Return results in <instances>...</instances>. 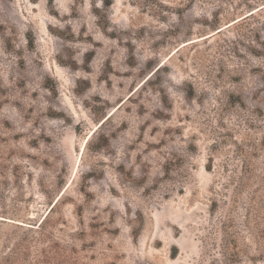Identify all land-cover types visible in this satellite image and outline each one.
<instances>
[{
	"label": "rangeland",
	"instance_id": "obj_1",
	"mask_svg": "<svg viewBox=\"0 0 264 264\" xmlns=\"http://www.w3.org/2000/svg\"><path fill=\"white\" fill-rule=\"evenodd\" d=\"M263 52L264 0H0V264H264Z\"/></svg>",
	"mask_w": 264,
	"mask_h": 264
},
{
	"label": "trees",
	"instance_id": "obj_2",
	"mask_svg": "<svg viewBox=\"0 0 264 264\" xmlns=\"http://www.w3.org/2000/svg\"><path fill=\"white\" fill-rule=\"evenodd\" d=\"M50 1H53V0H50ZM102 3H103V6H104L105 8H109V7L112 5V0H102ZM253 13H254V12H253ZM253 13L244 16L242 19L236 21L235 23L241 22L239 25L244 24V22H247V19H248L251 15H253ZM97 14H98V13H97ZM212 14L214 15V13H212ZM178 15L181 16V15H183V13L181 14V12H178ZM217 22H218V20H217ZM220 31H221V30H220ZM220 31H218L217 33H219ZM28 42H29L31 45H33V44H34V39H33V37L28 38ZM254 51H256V50H253V52H254ZM254 53L257 54V52H254ZM260 55H264V52H263V54H260ZM78 92H81V90H79ZM186 93H187V95L189 96V98H194L195 90L193 89V87H191L190 90H186ZM106 145H107V143H101V144L98 145V147H99V148H102V147H105ZM166 169H167L168 172L171 170V168H170L168 165L166 166ZM41 224H42V223H41ZM41 224H40L38 227H40ZM26 245H27V243H26V239H25V238L21 239V240L18 242L17 247H16V249L14 250L13 254H14V253L17 254L16 256H18V255H22V254L24 253L23 249L26 248ZM6 261H7V258H6Z\"/></svg>",
	"mask_w": 264,
	"mask_h": 264
}]
</instances>
